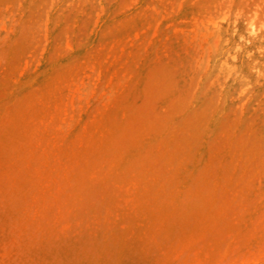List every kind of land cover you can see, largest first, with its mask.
Instances as JSON below:
<instances>
[{
  "label": "rangeland",
  "instance_id": "rangeland-1",
  "mask_svg": "<svg viewBox=\"0 0 264 264\" xmlns=\"http://www.w3.org/2000/svg\"><path fill=\"white\" fill-rule=\"evenodd\" d=\"M240 2L46 0L30 18L26 0H0V240H44L99 264L264 256L253 215L211 218L255 176L238 144L256 133L247 100H264L252 60L264 18ZM236 44L246 54L222 65ZM219 80L235 86L233 106L193 108Z\"/></svg>",
  "mask_w": 264,
  "mask_h": 264
},
{
  "label": "bare ground",
  "instance_id": "bare-ground-1",
  "mask_svg": "<svg viewBox=\"0 0 264 264\" xmlns=\"http://www.w3.org/2000/svg\"><path fill=\"white\" fill-rule=\"evenodd\" d=\"M46 0H26V4L24 3L25 8L27 9V15L31 18L34 15L40 14L41 11L43 12L42 3ZM242 2H246L247 6H251L253 4L261 5L262 9L261 12H258L256 9L254 12L264 18V0H259L261 3H257L258 0H239ZM256 25V21L252 22ZM264 24V23H263ZM241 44L235 46L234 51L231 50L227 53V55L222 59V65H227V61L229 57H234L237 60L246 52H240ZM256 54L252 59L253 62H260L261 68L258 69L259 73L254 80H259L264 78V49L257 47V51L253 52ZM240 55V57L238 56ZM250 64V63H248ZM248 64L243 65L241 64V70L245 68L246 70H242L241 76L247 77L245 72H248ZM233 70V67H231ZM250 68V67H249ZM210 69V68H209ZM230 75L239 73L236 70L234 73L232 71H227ZM239 77V78H240ZM221 79V78H220ZM185 86L186 84L183 83ZM257 82H252V87H254ZM264 84V82H263ZM250 83L245 85V89L250 86ZM214 86V87H213ZM235 86L232 84H226L219 80L216 83L210 85V88H205L202 94L198 97H194L192 100L191 106L193 108L199 107V110H202L205 106H210L211 103L215 104L217 109L220 108V112L222 109L229 110L230 107L233 106L232 101L236 97V93L234 91ZM175 94H173L170 99H174ZM215 96H219L215 100ZM245 94L238 92L239 99H242ZM4 93L0 94V103L3 102ZM196 99V101H194ZM251 100V102L249 101ZM225 101V102H224ZM250 102L249 109L254 113V120L251 121L253 123V130L256 132L254 141L250 146L249 139L248 144H243L242 142L238 145L240 146V159L243 160V164L246 167H250L252 172L255 173V176H250L248 174L243 175L244 178L242 181L234 182L230 188L229 192L231 194L230 197H224L227 210L224 212H217L212 213L211 218L215 222V224L220 227L223 225V215H231L232 209H237L239 212H247L254 216L256 220V225L251 226L250 228L254 232H258L261 230L262 226L264 225V100L252 101V99H248ZM225 103V104H224ZM16 101L13 100L12 105H15ZM4 106V107H3ZM6 105H0V113L4 115V112H8L10 109L6 107ZM216 114L217 111H214ZM181 117L183 114L180 115L179 119L172 122L173 127L176 128V131H183L181 127ZM171 118V114H168L167 111H163V115L161 117V121L165 123L166 121ZM177 118V117H176ZM192 120V119H191ZM172 127H170V130ZM1 133V131H0ZM241 131L235 136L238 140H242ZM259 135V138L258 136ZM173 158H170L169 161H172ZM241 174H245V171H239ZM250 172V170H249ZM233 202V204L230 203ZM217 210L216 206H213L212 212ZM10 212V209H8ZM3 215V214H2ZM233 219H235L233 217ZM7 224V222H5ZM11 225L9 224V227ZM7 227L6 224L0 226V232L5 230ZM225 228V227H224ZM223 228V229H224ZM26 234V233H25ZM19 237H23L24 234H18ZM18 240L14 238V236L9 237L6 241L0 240V264H99L96 259H88L84 260L81 256L76 255L73 252L68 250H62L56 248V244H51L45 242L44 240L37 241L35 246L29 240L23 241L20 245L16 244ZM232 253V252H230ZM207 259V257H205ZM264 263V256L263 255H252L249 256L246 260L243 261H227L220 260L218 263L216 261L211 262L210 264H262ZM103 264H113V263H103ZM124 264V263H121ZM128 264H138L136 260L132 259ZM174 264H200L196 261H192L189 259L183 260L181 262H174ZM206 264H209V260H206Z\"/></svg>",
  "mask_w": 264,
  "mask_h": 264
}]
</instances>
